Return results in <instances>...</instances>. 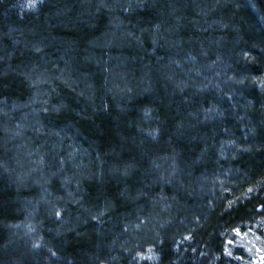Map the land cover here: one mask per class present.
Wrapping results in <instances>:
<instances>
[{"label": "trees", "instance_id": "trees-1", "mask_svg": "<svg viewBox=\"0 0 264 264\" xmlns=\"http://www.w3.org/2000/svg\"><path fill=\"white\" fill-rule=\"evenodd\" d=\"M263 251L264 0H0V264Z\"/></svg>", "mask_w": 264, "mask_h": 264}, {"label": "flooded vegetation", "instance_id": "flooded-vegetation-1", "mask_svg": "<svg viewBox=\"0 0 264 264\" xmlns=\"http://www.w3.org/2000/svg\"><path fill=\"white\" fill-rule=\"evenodd\" d=\"M253 264H264V251L258 255L257 259L253 261Z\"/></svg>", "mask_w": 264, "mask_h": 264}, {"label": "snow or ice", "instance_id": "snow-or-ice-1", "mask_svg": "<svg viewBox=\"0 0 264 264\" xmlns=\"http://www.w3.org/2000/svg\"><path fill=\"white\" fill-rule=\"evenodd\" d=\"M57 215H59V213H57Z\"/></svg>", "mask_w": 264, "mask_h": 264}]
</instances>
